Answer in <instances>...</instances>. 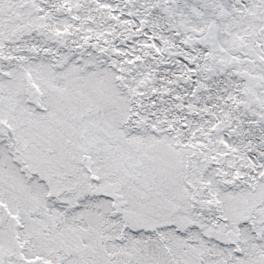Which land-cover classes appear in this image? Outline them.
Listing matches in <instances>:
<instances>
[{"label": "snow or ice", "instance_id": "1", "mask_svg": "<svg viewBox=\"0 0 264 264\" xmlns=\"http://www.w3.org/2000/svg\"><path fill=\"white\" fill-rule=\"evenodd\" d=\"M0 264H264V0H0Z\"/></svg>", "mask_w": 264, "mask_h": 264}]
</instances>
